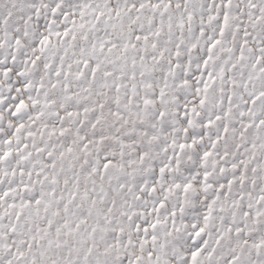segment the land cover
Here are the masks:
<instances>
[{
	"label": "snow or ice",
	"instance_id": "1",
	"mask_svg": "<svg viewBox=\"0 0 264 264\" xmlns=\"http://www.w3.org/2000/svg\"><path fill=\"white\" fill-rule=\"evenodd\" d=\"M0 264H264V0H0Z\"/></svg>",
	"mask_w": 264,
	"mask_h": 264
}]
</instances>
